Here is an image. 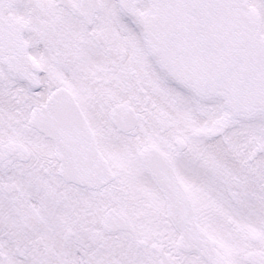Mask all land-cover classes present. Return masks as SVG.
<instances>
[{
    "label": "snow or ice",
    "instance_id": "snow-or-ice-1",
    "mask_svg": "<svg viewBox=\"0 0 264 264\" xmlns=\"http://www.w3.org/2000/svg\"><path fill=\"white\" fill-rule=\"evenodd\" d=\"M0 264H264V0H0Z\"/></svg>",
    "mask_w": 264,
    "mask_h": 264
}]
</instances>
